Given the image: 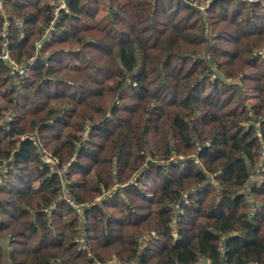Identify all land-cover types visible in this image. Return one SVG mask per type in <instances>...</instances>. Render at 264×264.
I'll return each instance as SVG.
<instances>
[{"label": "trees", "instance_id": "trees-1", "mask_svg": "<svg viewBox=\"0 0 264 264\" xmlns=\"http://www.w3.org/2000/svg\"><path fill=\"white\" fill-rule=\"evenodd\" d=\"M52 1L0 0V264H264V0Z\"/></svg>", "mask_w": 264, "mask_h": 264}, {"label": "rangeland", "instance_id": "rangeland-1", "mask_svg": "<svg viewBox=\"0 0 264 264\" xmlns=\"http://www.w3.org/2000/svg\"><path fill=\"white\" fill-rule=\"evenodd\" d=\"M61 1H63V2H61ZM52 3L55 4V5L60 4L62 7H64V0H54V1H52ZM207 4H208L207 1H204V2H200L198 0H193L192 1V5L195 6L200 11V13L203 14L204 16H205V11L207 9ZM104 15H105L104 13L101 14V16H104ZM222 47H224L225 49H230L231 45L222 44ZM39 49H40V47H39ZM237 82H239V81H237ZM255 102H256L255 100H252V99L250 100V103H255ZM43 160L44 161H48L49 163H51V161H52L50 159V156L47 155L46 153L43 156ZM116 261H117V259H114V261H110L109 264H117V263H115Z\"/></svg>", "mask_w": 264, "mask_h": 264}, {"label": "built area", "instance_id": "built-area-1", "mask_svg": "<svg viewBox=\"0 0 264 264\" xmlns=\"http://www.w3.org/2000/svg\"><path fill=\"white\" fill-rule=\"evenodd\" d=\"M64 199L70 204V205H74L70 196L68 194H65L64 195Z\"/></svg>", "mask_w": 264, "mask_h": 264}]
</instances>
